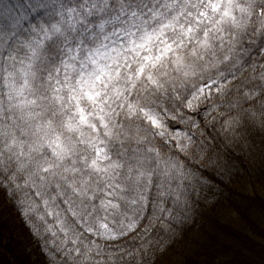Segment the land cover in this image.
Listing matches in <instances>:
<instances>
[{"label": "snow or ice", "instance_id": "obj_1", "mask_svg": "<svg viewBox=\"0 0 264 264\" xmlns=\"http://www.w3.org/2000/svg\"><path fill=\"white\" fill-rule=\"evenodd\" d=\"M213 89L264 127V0H0V188L58 251L190 226L208 150L166 121Z\"/></svg>", "mask_w": 264, "mask_h": 264}, {"label": "trees", "instance_id": "obj_2", "mask_svg": "<svg viewBox=\"0 0 264 264\" xmlns=\"http://www.w3.org/2000/svg\"><path fill=\"white\" fill-rule=\"evenodd\" d=\"M250 71L246 68L240 79ZM217 105L216 111H212ZM237 111L229 108L227 98H216L212 93V99L201 108L184 111L187 113L181 114V118L167 120L172 129H185L191 134L196 145L202 140L211 158L220 163V166L207 167L202 161L189 160L191 166L200 168L212 181L195 201L194 220L190 226L176 225L169 233L154 234L147 243L133 250L100 253L101 250L96 249L100 256L106 255L86 261L74 259L72 264H264V240H259L260 237L264 239V127L260 126L257 114L255 122L241 117L239 126L227 130L225 121L236 116ZM180 119L185 121L184 126ZM192 121L198 127L193 126ZM167 148L179 152L176 142L170 141ZM249 160L261 183L258 190L255 185L253 196L243 194L236 180L239 167L251 175L247 168ZM232 172L233 179L229 177ZM1 202H4L3 212L10 217L8 223L12 227L0 224V264H50L46 250L57 249H51L49 242L46 243L47 234L42 230L40 235L34 234L32 222L26 219L17 222L14 210L21 209L2 188ZM234 214H238L246 226L232 223L230 216ZM19 231L24 242L19 240ZM3 232L7 233L6 237ZM5 239L3 246L1 243ZM178 246L183 251L181 258L176 254Z\"/></svg>", "mask_w": 264, "mask_h": 264}, {"label": "rangeland", "instance_id": "obj_3", "mask_svg": "<svg viewBox=\"0 0 264 264\" xmlns=\"http://www.w3.org/2000/svg\"><path fill=\"white\" fill-rule=\"evenodd\" d=\"M214 92H215V90H214ZM207 101H208V99L205 100V99L202 98L201 101L198 103L196 110L201 108L203 103L207 102ZM193 103L197 104L196 101H194ZM187 110H188L187 108L181 107L178 111H176L174 113V115L176 116V119L177 118H181V116H180L181 114L186 115L187 112H184V111H187ZM188 111H190V110H188ZM206 116H209V115H206ZM168 120H171V119H168ZM180 120H182V119H180ZM181 122H182V126H184L183 124H184L185 121L182 120ZM166 125H167L168 131L170 133H173V134L174 133H181V134H185L186 133L187 135L191 136V134H188L185 129L184 130H180V131L172 129L169 126L168 121H166ZM171 142L175 143L176 141H171ZM193 142H194V139H193ZM185 143H187V142L185 141ZM201 144L203 145V141L202 140H200V145ZM208 157L209 158L202 160L203 164L207 165V167H209V166L210 167L211 166H220V163L216 159H212L209 154H208ZM251 164H252L251 160L247 161V168L250 171L251 175H249L244 169L239 167V169H238L239 171H237L239 173V176H238V178L236 180H238V184H239L238 188H239V190H241V192L243 194L253 196V190H254L255 185H256V188L258 190V189L261 188V183L260 184L258 183V181H259V179H257L258 178V174H257V172L254 169H252ZM234 172H232L229 175V177L232 178V179H233V173ZM3 205H4V202H1L0 203V224L6 223L8 226L12 227V224L8 223L9 220H10V217L5 212H3ZM15 214L17 215V219H18L17 222H20L21 221V216L18 215V212L15 213ZM230 221L232 223L235 222V225H237V226H239V225L240 226H246L245 222H243L242 218L238 214H234L233 216H230ZM14 225L17 226L15 223H14ZM262 228L264 229V223L262 225ZM18 233L20 235L19 240L24 242V237L22 236L21 232L19 231ZM6 236H7V233L3 232V237H6ZM142 236H144V235H142L141 233H135V234H129V235L124 236V237H120V238H118L117 240H114V241L97 240V242L99 244V247H101V249H112V251H113V250H118L120 248V249H125L126 251H128V250L134 249V247L138 246V244L140 243L139 241L142 238ZM90 239L96 240L97 238L96 237H90ZM259 240L263 241L264 239L260 237ZM5 241H6V239L2 240L1 244H3V243L5 244ZM57 242H58V245H59L60 244V240H58ZM4 244H3V246H4ZM87 244H88V239H84L83 244L75 245L73 247H69V248L73 249V251L71 252L72 256L75 257V258L78 257L77 254H74L75 251H76L75 248H78L80 252L90 253L89 254V257H90L92 255V253H93V250L89 251L88 249H86L84 247V245H87ZM32 245L36 246V243L33 242ZM92 247H94V246H92ZM92 247H91V249H92ZM47 252L48 253H54L53 251H50V250L47 251ZM176 254H177V257H179V258L183 257V251L180 248V246H178V249L176 250Z\"/></svg>", "mask_w": 264, "mask_h": 264}]
</instances>
